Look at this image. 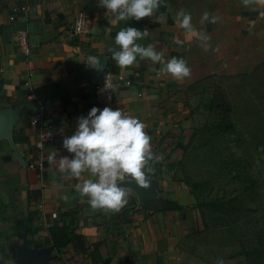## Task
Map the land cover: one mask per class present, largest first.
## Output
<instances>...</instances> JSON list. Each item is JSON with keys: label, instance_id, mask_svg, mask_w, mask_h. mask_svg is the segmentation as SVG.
Masks as SVG:
<instances>
[{"label": "crops", "instance_id": "0c3cea01", "mask_svg": "<svg viewBox=\"0 0 264 264\" xmlns=\"http://www.w3.org/2000/svg\"><path fill=\"white\" fill-rule=\"evenodd\" d=\"M98 3L0 0V116L15 110L7 122L10 137L0 139V255L3 245L10 254L3 264H101L73 246L59 251L41 246L49 225L71 217L77 219L78 233L109 264H205L196 253L205 223L191 208L186 189L167 177L173 175L168 143L176 128L171 127L185 88L212 74L250 73L264 61V6L246 8L242 0H167L164 22L153 16L139 26L134 19L111 23V14H105ZM180 9L191 13L195 28L210 38L207 51L195 35L179 27L175 15ZM205 11L217 18L215 24L201 23ZM85 20L90 22L87 32L76 33V24ZM124 27L147 29L149 36L138 43L152 45L163 53L165 62L173 55L183 58L191 75L174 79L160 71L163 65L139 57L128 68L118 67L107 49L115 46L112 35ZM89 56L99 60L105 56V72L123 74L131 81L130 87L117 90L108 106L94 100L93 86L99 76L98 69L84 64ZM30 94L34 99L28 98ZM42 105L53 110L51 121L58 135L43 152L42 169H34L29 165L39 157L34 147L38 130L31 119ZM93 107L119 108L143 122L159 160L150 177V197L140 199L132 183L122 185L131 195L118 214L93 211L76 190L82 181L61 174L48 162L53 151L57 159L71 158L62 141L74 134L78 118L86 117ZM157 199L174 201L184 209L156 213L143 208ZM29 218L32 235L21 230Z\"/></svg>", "mask_w": 264, "mask_h": 264}, {"label": "clouds", "instance_id": "9594fccd", "mask_svg": "<svg viewBox=\"0 0 264 264\" xmlns=\"http://www.w3.org/2000/svg\"><path fill=\"white\" fill-rule=\"evenodd\" d=\"M242 5L246 8L264 6V0H242ZM97 6L105 9V14H111L113 24L153 16L159 23L164 22L166 16L157 13L160 7L167 8L168 4L167 0H99ZM175 20L186 33L196 36L201 48L208 50L210 38L195 28L191 13L180 9ZM204 22L215 24L217 18L205 11L201 18V23ZM149 34L147 29L124 27L115 36V46L107 52L120 68L134 65L139 57L163 65L160 71L174 79L189 77L191 69L186 60L172 57L165 62L163 53L152 45L145 47L138 43ZM84 64L98 69L100 60L97 56H89ZM145 128L146 125L138 118L123 113L119 108L105 107L101 110L93 107L86 117L78 118L74 134L62 141L71 158L63 156L57 159V152L53 151L48 162L56 165L61 174L66 173L72 179L82 181L75 185L76 190L81 198H87L93 211L118 214L128 204L131 195L130 190L122 185L135 183L141 189H148L150 177L155 173L154 165L159 162L152 150V138ZM218 264H224V261L221 259Z\"/></svg>", "mask_w": 264, "mask_h": 264}, {"label": "rangeland", "instance_id": "374dc122", "mask_svg": "<svg viewBox=\"0 0 264 264\" xmlns=\"http://www.w3.org/2000/svg\"><path fill=\"white\" fill-rule=\"evenodd\" d=\"M235 76L212 74V78L204 85L189 91L185 88L183 91L180 101L182 106L171 127L172 130L175 128L176 130H173L174 136L168 144H171L172 149L175 145L184 147V156L173 155V160L178 164L170 166L173 175L168 174L167 177L170 182L186 189L188 196L192 198V205L196 201L229 197L235 190L242 188L243 185L232 184L230 179L232 175L229 176L228 172V168H232L233 175L237 173L239 168L236 165L240 159L251 162L250 171L258 179L260 187H264V71L262 73L261 70L259 74L246 79H238ZM219 94H229L233 107L230 118L239 131L245 129L238 136L226 138L229 143L226 140H214L211 132H207V128L203 127L215 119L213 114L216 116L215 113H208L206 104L212 97L220 96ZM201 127L205 130L199 133L193 146L188 147L185 142L191 131ZM241 133H244L245 143L238 149L234 145ZM211 140L212 143L208 146L207 143ZM232 140L234 143H231ZM197 145H200L201 149L193 150ZM225 146L228 150H225ZM225 163L231 164L226 166ZM186 180L197 183L200 186L199 190L193 194L185 186ZM263 190L260 189V196H264ZM250 248L247 239L240 240L236 233L229 232L227 228L210 224L201 238V248L196 253L205 264H218L221 259L224 264H246L241 251Z\"/></svg>", "mask_w": 264, "mask_h": 264}, {"label": "trees", "instance_id": "16d2710c", "mask_svg": "<svg viewBox=\"0 0 264 264\" xmlns=\"http://www.w3.org/2000/svg\"><path fill=\"white\" fill-rule=\"evenodd\" d=\"M164 13L167 15V9L160 7L157 15ZM156 20V17H155ZM168 24H171V20L167 17ZM137 28V27H136ZM116 34H113L112 37L115 39ZM173 57L178 58L176 55ZM262 70L264 71V61L257 65L254 70L249 74L236 75L235 78L246 79L249 76H255L259 74ZM115 72L114 69L111 70ZM214 76V75H213ZM212 78V75L206 76L203 79L195 82L194 84L187 87V90H191L197 86L204 85L208 80ZM229 79V77H228ZM218 97H212L209 102L206 104L208 113L213 114V121L210 120L206 127L207 132H211L214 140H226L230 136H238L240 131L237 128V125L230 118L232 113V103L230 101L229 94H219ZM203 127L192 130L188 140L185 142L188 147L193 146L195 139L198 138L199 133H202L205 129ZM229 140H226L227 143ZM212 143L208 141L207 145L209 146ZM231 143H234L232 140ZM245 143L244 133L240 134V137L235 140V148H242ZM182 145V144H181ZM228 145V144H226ZM201 149L200 145L194 146L193 150L198 151ZM184 147L174 146L172 149L173 155L180 157L184 156ZM225 150H228V147L225 146ZM171 166H175L176 163L174 160ZM178 162V161H177ZM231 163H225L226 166H229ZM238 171L233 175L232 168H228L229 176L232 184L243 185L242 188H238L234 193L228 194L229 197L224 198H212L208 201H196L191 208H195L201 215L205 228H208L210 224L217 227H224L237 234V237L241 239H247V245H250L251 248L242 250L241 253L245 259L246 264H263L264 262V196H260V183L258 179L255 178L250 171L251 162L248 160H239ZM185 186L191 190L194 194L200 188L197 183L186 180ZM264 191V190H263ZM226 194V193H225ZM227 195V194H226ZM195 197V195H194ZM263 200L260 201V198ZM263 201V204H262ZM144 209L151 210L152 212L162 213L166 211L177 212L183 210L184 207L179 206L174 201L167 199H157L153 200L150 203H147L143 206ZM31 218H29L25 223L23 232L32 235L34 230L30 228ZM263 227V228H262ZM78 222L74 217L68 218L61 223L55 222L47 227V240L44 245L41 246H51L56 251H59L68 246H73L77 252L86 253L88 252L92 257L99 260L101 264H109V260H102L99 258L98 250L93 249L92 245H89L86 242V239L83 235L78 233ZM10 254L7 251L5 245L1 246V255H0V264H3L5 261L9 260Z\"/></svg>", "mask_w": 264, "mask_h": 264}, {"label": "built area", "instance_id": "2783aa9c", "mask_svg": "<svg viewBox=\"0 0 264 264\" xmlns=\"http://www.w3.org/2000/svg\"><path fill=\"white\" fill-rule=\"evenodd\" d=\"M23 10V9H22ZM90 22L85 20L77 23L75 31L78 34L87 32ZM131 81L123 74H113L111 72L102 73L95 81L93 86L94 100L102 105L108 106L114 100V95L119 88L130 87ZM29 99H34L32 94L28 95ZM53 110L45 105L38 108L37 113L31 119V123L37 127V136L34 143L35 150L38 152V159L34 164L29 165L30 168L42 169L43 167V152L45 149L53 145L57 139L58 131L52 126ZM56 218V215H52Z\"/></svg>", "mask_w": 264, "mask_h": 264}, {"label": "water", "instance_id": "95a60500", "mask_svg": "<svg viewBox=\"0 0 264 264\" xmlns=\"http://www.w3.org/2000/svg\"><path fill=\"white\" fill-rule=\"evenodd\" d=\"M143 20L144 18L138 21L139 26H141ZM105 70H106V58L105 56H102L100 59V67L98 68V76L104 73ZM14 112H15L14 109H8L0 116V139L4 137H10V132L8 130L9 128L7 122L13 116ZM131 187L136 191L140 199H148L150 197V186L148 189H141L137 187L135 183H132Z\"/></svg>", "mask_w": 264, "mask_h": 264}]
</instances>
